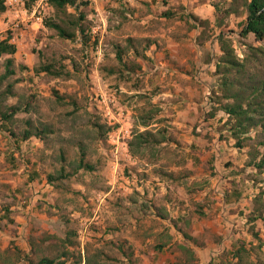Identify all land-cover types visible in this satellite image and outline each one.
Masks as SVG:
<instances>
[{"label":"rangeland","instance_id":"obj_1","mask_svg":"<svg viewBox=\"0 0 264 264\" xmlns=\"http://www.w3.org/2000/svg\"><path fill=\"white\" fill-rule=\"evenodd\" d=\"M82 1L42 5L41 24L0 57V264H220L239 247L264 263V167L254 166L264 134L232 136L235 119L213 110L226 103L217 37L239 59L262 45L239 36L241 0ZM78 12L86 38L46 27L71 30ZM9 36L2 13L0 40ZM49 64L60 76L38 72ZM176 77L199 97L190 121L173 107ZM145 130L158 142L131 155Z\"/></svg>","mask_w":264,"mask_h":264},{"label":"trees","instance_id":"obj_2","mask_svg":"<svg viewBox=\"0 0 264 264\" xmlns=\"http://www.w3.org/2000/svg\"><path fill=\"white\" fill-rule=\"evenodd\" d=\"M239 0H233L236 2ZM90 3L89 1L82 0H48V4L57 11H66L68 8L78 10L79 6H84ZM241 7L245 13V19L243 21L239 36L246 38L252 35L255 41L261 43L260 47L248 46V53L243 55L241 59L237 56L235 49L224 34H220L217 37L221 57L215 66V73L219 76V83L217 91L221 94V99L226 103L220 105L219 108H214V111H219L225 114L230 121L235 119V122L229 131L232 136H240L248 133L252 128H259L261 134H264V75L262 68L264 67V0H241ZM5 11L3 1L0 0V14ZM235 9H229L226 13H235ZM85 19V15L81 12L77 13L76 18L71 22V30L64 29L61 25L52 22H47L46 27L53 29L57 32V35L62 39L73 40L76 37V31L86 38L87 34L92 35L91 30H87L82 27V22ZM16 53V46L10 42V38L0 40V57L1 56H13ZM117 59L120 60V56L117 54ZM13 65L11 58L6 61V76H10L13 72L9 69ZM38 72H45L53 76H60V73L55 71L52 65H43ZM231 100V103L228 101ZM3 120L10 118V115H3ZM151 116H147V119L143 120V126L148 127L149 119ZM1 121V125L2 122ZM158 134V133H157ZM206 134V132H205ZM31 133H24L23 140L30 138ZM151 131L145 130L135 134L133 140L129 144V150L131 155H134V147L141 148L143 144L150 142H158L156 136ZM17 147L23 141L15 139L13 141ZM239 144L237 146L239 148ZM264 148V141L261 143ZM257 160L254 163L255 168L260 170L264 167V152L257 153ZM90 169V167L86 166ZM236 198H240V194L236 195ZM185 238H188L185 236ZM66 242V239L62 240ZM263 245V244H262ZM179 249L183 252L189 261L196 260V255L193 249L187 245H180ZM249 252L245 247H239L233 255L232 259L222 261L220 264H257L250 261ZM66 255L63 253L62 256ZM244 255L248 256V260L244 263ZM37 264H56L54 259H41ZM264 264V263H262Z\"/></svg>","mask_w":264,"mask_h":264},{"label":"built area","instance_id":"obj_3","mask_svg":"<svg viewBox=\"0 0 264 264\" xmlns=\"http://www.w3.org/2000/svg\"><path fill=\"white\" fill-rule=\"evenodd\" d=\"M5 6L3 12L7 25L10 30V42L16 46V40L23 37L24 30L31 28L35 24H41L42 13L41 6L48 3V0H2ZM30 5V6H29ZM95 32V29L93 30ZM205 97V103H209V96ZM200 126L196 127V131L202 133ZM207 132V131H206Z\"/></svg>","mask_w":264,"mask_h":264},{"label":"crops","instance_id":"obj_4","mask_svg":"<svg viewBox=\"0 0 264 264\" xmlns=\"http://www.w3.org/2000/svg\"><path fill=\"white\" fill-rule=\"evenodd\" d=\"M93 2H95V4H97L98 6L100 5V0H91ZM177 72V71H174ZM181 77L187 76V74L185 75H180ZM200 76H202V74H200ZM206 78L209 77V75L205 76ZM204 77V78H205ZM178 78V77H176ZM200 78V77H199ZM197 79V77H195V80ZM210 79V77H209ZM203 80V79H202ZM188 81V80H187ZM186 80H181V79H177V81L175 82V92L174 95L176 96L175 101H173L174 104V108L176 109V113L178 118H181V120H192L197 116V100L199 99V97H193L191 99V97H187L185 93H188V96H192L193 95V91H195L196 89H192L191 88V84L190 82L188 83ZM200 94V93H199ZM182 97V98H177V97ZM168 96H173V94L169 93ZM199 96V95H197ZM179 122H183V121H179ZM184 124V123H182ZM195 253V251H194ZM197 257V256H196Z\"/></svg>","mask_w":264,"mask_h":264}]
</instances>
